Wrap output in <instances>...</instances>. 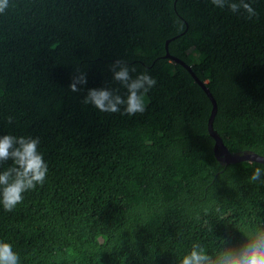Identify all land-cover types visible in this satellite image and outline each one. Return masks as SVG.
<instances>
[{"label": "trees", "instance_id": "trees-1", "mask_svg": "<svg viewBox=\"0 0 264 264\" xmlns=\"http://www.w3.org/2000/svg\"><path fill=\"white\" fill-rule=\"evenodd\" d=\"M252 6L248 19L211 0H8L0 136L39 138L48 164L13 211L0 205V241L19 264H180L196 243L214 254L264 224V177L250 180L264 163L214 156L211 100L164 56L169 39L205 82L230 152L264 155V0ZM115 60L156 80L143 114L83 103L91 88L126 95L108 69ZM78 71L87 83L71 92Z\"/></svg>", "mask_w": 264, "mask_h": 264}, {"label": "clouds", "instance_id": "clouds-1", "mask_svg": "<svg viewBox=\"0 0 264 264\" xmlns=\"http://www.w3.org/2000/svg\"><path fill=\"white\" fill-rule=\"evenodd\" d=\"M212 5L221 10L227 9L236 14H246L248 19L257 16L252 0H211ZM8 7V0H0V13ZM113 81L126 90V95L119 93V88H91L83 97L85 105H92L100 112L120 113L135 116L146 110L145 96L155 86L156 80L145 70L133 78L135 67L115 60L108 66ZM86 74L77 72L69 84L71 92H80L86 85ZM123 108V111L121 109ZM11 122V118H9ZM39 138L0 136V165L11 160L12 165L0 171V205L11 212L23 201L24 193L33 190L45 182L48 164L38 151ZM264 169L253 170L250 180L260 181ZM244 241L236 246L222 241V247L214 254H209L199 243L192 246L190 252L180 260V264H264V224L252 225L243 233ZM0 264H19V256L11 244L0 241Z\"/></svg>", "mask_w": 264, "mask_h": 264}, {"label": "water", "instance_id": "water-1", "mask_svg": "<svg viewBox=\"0 0 264 264\" xmlns=\"http://www.w3.org/2000/svg\"><path fill=\"white\" fill-rule=\"evenodd\" d=\"M168 41L169 39H166L165 44H164L165 46L164 56L181 63L190 72L194 80L203 88V90L205 91V93L208 95V97L211 100L212 107H211V111L207 119V130H208L209 135H211L214 139V143H213L214 156L220 162H225V163L231 162V161L242 160V159L248 160V161H259V162L264 163V155L259 154L257 152L247 151V152L239 154V153H232L228 150L226 145L223 143L220 135L213 128L212 122H213V117L216 111V101L213 95L209 91L208 87L205 85V82H203L202 80L198 78V76L193 72V70L191 69V66L188 63L183 61L181 58L169 53L168 48H167Z\"/></svg>", "mask_w": 264, "mask_h": 264}]
</instances>
